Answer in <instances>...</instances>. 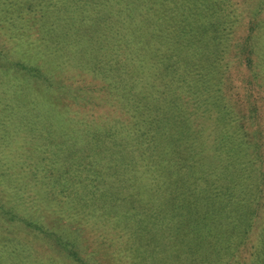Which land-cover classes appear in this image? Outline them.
Listing matches in <instances>:
<instances>
[{"label":"trees","instance_id":"1","mask_svg":"<svg viewBox=\"0 0 264 264\" xmlns=\"http://www.w3.org/2000/svg\"><path fill=\"white\" fill-rule=\"evenodd\" d=\"M41 1L0 0V19L37 27L36 53L93 94L79 105L0 41L1 263L264 264L260 9L234 37L224 0H61L42 18ZM242 61L239 107L225 76Z\"/></svg>","mask_w":264,"mask_h":264},{"label":"rangeland","instance_id":"2","mask_svg":"<svg viewBox=\"0 0 264 264\" xmlns=\"http://www.w3.org/2000/svg\"><path fill=\"white\" fill-rule=\"evenodd\" d=\"M63 1V0H62ZM262 1V5L260 8H258V4L259 2ZM61 2V0H44L43 3L41 1V18H42V11H43V5L46 4H50L51 6H57L59 5V3ZM165 4V7H163V9L166 10L167 6L169 4H166L164 1L162 2ZM6 5H3V7ZM220 7H224L225 11L229 14L235 17L236 21L234 24V37H237V35L239 34V32L237 30H241L242 28H245V24H243V22H245V20L249 19L254 12L257 9H260L259 12H262V14H257V21L258 23L261 25V28L264 32V0H224L221 1ZM2 7V8H3ZM90 10V9H89ZM151 10L149 7L146 8V11ZM134 12H130V14H133ZM77 13H74V15H76ZM169 15V14H168ZM4 16L8 17V14H4ZM5 19V20H4ZM4 19H0V41L3 39L5 40L6 45H8L9 47L7 48L9 55H15L16 59H23V60H28L38 66H41L44 70L49 69L48 71L53 72L56 76L53 77V80L57 83H64V80L67 81V86L70 88H73V91L76 92L77 94H79L80 97L84 98L85 96L87 97H91L92 98V92H89L90 90H85L82 87H79L77 85L81 84V82H79L78 80L74 79L76 77H84L81 75H77V73L79 72V69H75V73L74 74V70L72 69V71L70 72H66L65 70L62 71L61 68L59 66H57V64H54L53 62H51L49 56H53V55H47V54H37L36 50L34 49V45L37 43L35 37H39V33L35 31V29H37V27H35L34 30H32V25L31 23H27L24 24V29L26 31L27 29V35L28 38L24 39L22 38L21 32L19 35L18 31H23L22 29L18 28H12V26L8 23V21H6V18ZM131 29L133 30V28H135L133 25H131ZM16 30L14 33L9 34V30ZM230 29V28H229ZM5 30L6 34L4 31ZM236 30V31H235ZM262 37L264 38V35H262ZM43 41V40H42ZM261 43H264V41H262ZM150 47V46H149ZM262 51L259 50V54L260 56H264V45L261 46ZM231 55H233V51L231 53ZM233 58V56H232ZM234 59V58H233ZM236 60H239V58L237 57ZM235 62H233V68L231 71H229V73L226 74L225 78L227 79L226 82V92L224 93V97L225 98H229V97H235L236 101L238 102L237 104H239V107L242 106V102L243 99L245 97V92L246 89L244 87V82L242 80L243 78V73L244 71H242L244 69L245 66V62L242 61L241 66L240 64H238L237 68L234 67ZM67 78H69L68 80H66ZM256 85L254 86V89L257 90L258 92L261 91V88L258 84H253ZM66 86V87H67ZM67 87V88H68ZM40 95L45 98V99H50L52 101H55L59 104H67L69 106H73V99H71L68 94L66 93L67 90L63 87H50L48 90L45 89V86H42L39 84V86L37 87ZM33 91V90H31ZM263 91V89H262ZM262 94V93H261ZM85 97V98H86ZM85 98L83 100H81L79 102V105H84V103L86 102ZM194 101V98H193ZM236 101H231V102H235ZM192 103V102H191ZM264 103H259V115L260 114H264ZM89 105V104H87ZM190 111V115L191 118H195L200 117V116H204L208 118L212 115L211 113H209L208 110H203L202 108L204 107H199V109L196 107V105H192L189 104L188 105ZM236 107V106H235ZM245 111V110H243ZM242 112V110H241ZM209 113V115H207ZM250 123L249 121H245V123ZM244 123V124H245ZM248 124H245V126H247ZM249 129V127H248ZM58 223V228H62L63 225L66 224L65 221H61V222H56V225ZM69 227H71L70 225H68ZM18 230V228H16ZM71 230V228H69ZM73 229V228H72ZM75 229V228H74ZM26 234L29 236V234L26 232ZM34 237V235L32 236ZM0 258L3 260V258L0 256ZM1 259H0V264L1 263Z\"/></svg>","mask_w":264,"mask_h":264}]
</instances>
